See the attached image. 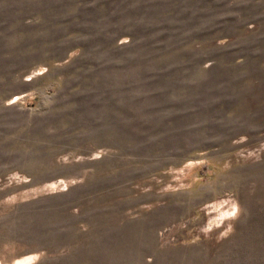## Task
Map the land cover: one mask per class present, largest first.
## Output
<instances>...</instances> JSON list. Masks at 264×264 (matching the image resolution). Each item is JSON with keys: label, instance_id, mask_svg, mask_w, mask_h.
I'll return each instance as SVG.
<instances>
[{"label": "rangeland", "instance_id": "374dc122", "mask_svg": "<svg viewBox=\"0 0 264 264\" xmlns=\"http://www.w3.org/2000/svg\"><path fill=\"white\" fill-rule=\"evenodd\" d=\"M0 264H264V0H0Z\"/></svg>", "mask_w": 264, "mask_h": 264}]
</instances>
